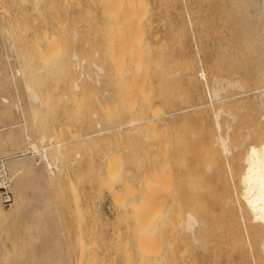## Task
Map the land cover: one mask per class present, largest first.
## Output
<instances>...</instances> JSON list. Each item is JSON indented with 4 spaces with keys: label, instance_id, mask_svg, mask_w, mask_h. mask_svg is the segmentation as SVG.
<instances>
[{
    "label": "rangeland",
    "instance_id": "374dc122",
    "mask_svg": "<svg viewBox=\"0 0 264 264\" xmlns=\"http://www.w3.org/2000/svg\"><path fill=\"white\" fill-rule=\"evenodd\" d=\"M231 1L120 0L117 24L99 0H0V159L13 193L10 204L0 202V264H77L81 234L86 245L94 241L86 257L123 264L125 242L136 264L130 204L153 185L162 193L153 190L151 198L162 196L168 206L154 217L151 240L144 238L154 249H146L150 264H264V229L240 194L245 151L264 137V0ZM233 19L242 22L238 35ZM123 69L139 86L133 96L113 74ZM192 196L211 208L197 241L169 208L171 198ZM219 196H228L232 211L220 208Z\"/></svg>",
    "mask_w": 264,
    "mask_h": 264
},
{
    "label": "bare ground",
    "instance_id": "6f19581e",
    "mask_svg": "<svg viewBox=\"0 0 264 264\" xmlns=\"http://www.w3.org/2000/svg\"><path fill=\"white\" fill-rule=\"evenodd\" d=\"M100 1V3H102V5H104V6H106V5H108L107 7H109V11H111V14H110V18L112 19L111 21H113V23L115 22V23H117L118 22V20H119V12H117V9L116 8H118V6L116 5V1H120V0H99ZM195 1V0H194ZM94 2V1H93ZM127 2V1H126ZM188 2V1H187ZM189 2H191V1H189ZM207 2H208V0H207ZM212 2V1H211ZM210 2V3H211ZM218 2V1H217ZM252 2V0H232L231 1V4H233V5H235V6H242V5H245V4H248V3H251ZM256 2V1H255ZM99 3V4H100ZM119 3V2H118ZM121 3V2H120ZM262 3H264V2H262ZM125 4V3H124ZM190 4H192V3H190ZM213 4V3H212ZM255 4V3H254ZM254 4H252V6L254 5ZM96 5V4H95ZM101 5V6H102ZM220 5V4H219ZM256 6H257V4H255ZM102 7L103 9L105 8V7ZM218 6V5H217ZM84 7H86V6H84ZM122 7V6H121ZM249 7H251V6H249ZM130 8V7H129ZM247 8V7H246ZM85 10H86V8H84ZM102 9V10H103ZM114 9H116V10H114ZM131 9V8H130ZM245 9V8H244ZM248 9H250V8H248ZM84 10V11H85ZM88 10V9H87ZM90 10V9H89ZM108 10V8L106 9V13H110V12H108L107 11ZM120 11V10H119ZM130 11V10H129ZM87 12H89V11H87ZM86 12V13H87ZM124 12V11H123ZM180 12H181V10H180ZM244 12V11H243ZM243 12H242V16H243ZM92 13V12H91ZM131 13V11L130 12H128V15ZM213 13V12H212ZM125 14H127V13H125ZM125 14H124V16H125ZM90 15V14H89ZM120 15H122V13L120 14ZM188 15V14H187ZM123 16V15H122ZM180 16V15H179ZM179 16H178V19H179ZM190 16V15H189ZM214 16V15H213ZM86 18H88V15H87V17ZM91 17L89 16V19H90ZM177 18V17H176ZM231 18H233L232 16H229V19H231ZM123 20H124V18H122ZM178 19H176L177 21H179V20H181V17H180V19L178 20ZM126 20V19H125ZM183 20V19H182ZM121 21V20H120ZM119 21V22H120ZM176 21V22H177ZM233 25L231 26V27H235V33L233 32V34H239L240 33V30H241V28H242V22L240 23V20L239 19H233ZM88 22V21H87ZM89 22H90V20H89ZM130 22H132V21H130ZM129 22V23H130ZM128 23V24H129ZM180 23V21L178 22V24ZM193 23V22H192ZM195 23V22H194ZM193 23V24H194ZM197 23V22H196ZM195 23V24H196ZM85 24H88V23H85ZM90 24V23H89ZM118 24V23H117ZM122 24V23H121ZM199 24V23H198ZM116 25V24H115ZM117 26V25H116ZM179 26H180V24H179ZM182 26V25H181ZM196 26H197V24H196ZM195 26V27H196ZM111 28V27H110ZM178 28V27H177ZM182 28V27H181ZM181 28L179 29V33H180V31H181ZM183 29V28H182ZM119 30V29H118ZM194 30V29H193ZM232 30V29H231ZM112 31H113V29H112ZM111 31V35H113V32ZM126 31V30H125ZM194 32V31H193ZM197 32V31H196ZM44 33V32H43ZM120 33H122V32H120ZM178 33V34H179ZM117 34V33H116ZM177 34V35H178ZM182 34V33H181ZM46 35H47V32H46ZM49 35V34H48ZM125 35V34H124ZM41 36H44V35H41ZM51 36V35H50ZM53 36V35H52ZM51 36V37H52ZM117 36V35H116ZM225 37V36H224ZM44 38V37H43ZM50 38V37H49ZM237 40V39H236ZM46 41H47V39H46ZM232 42V41H231ZM125 43V42H124ZM129 45V44H128ZM237 45V44H236ZM47 46V45H46ZM118 46H120L119 44H118ZM51 47H56V45L55 46H51ZM108 50V49H107ZM111 50H112V48H111ZM123 50H124V48H123ZM122 51V50H121ZM106 53H107V51H106ZM56 54V53H55ZM57 54H59V53H57ZM61 55V54H60ZM137 56H138V54H136ZM55 57V56H54ZM108 57H110V56H108ZM53 58V57H52ZM116 58V57H115ZM137 58V57H136ZM112 59V58H111ZM117 59V58H116ZM119 59V58H118ZM118 59H117V61H115V62H118ZM154 59H155V57H154ZM189 59V58H188ZM188 59H185L186 60V63L184 62V63H182V65H183V72H185L186 71V73H185V77H186V74L188 73V75H189V71L191 70L190 68H192L193 67V65H192V67H191V64H190V61L191 60H188ZM51 60V59H50ZM184 60V61H185ZM187 60H188V62H187ZM111 61V60H110ZM121 60H119V62H120ZM123 61V60H122ZM155 61V60H154ZM56 62V61H55ZM113 62H114V60H113ZM118 62V63H119ZM47 63H48V61H47ZM118 63H116V64H118ZM143 63V62H142ZM156 63V62H155ZM51 64V63H50ZM49 64V65H50ZM56 64V63H55ZM120 64V63H119ZM193 64V63H192ZM109 65V64H108ZM134 65H135V63H134ZM55 67V66H54ZM127 67V66H126ZM135 68V67H134ZM133 68V69H134ZM67 69V68H66ZM137 69V68H136ZM146 69V68H145ZM126 70V69H125ZM131 70V69H130ZM138 70V69H137ZM110 71H111V69H110ZM113 71H114V69H113ZM124 69L123 70H117V71H115L113 74H114V76H115V78H116V82H118V83H120V85H122L123 87H122V89H123V92L125 93L126 92V94L127 95H131L132 93L133 94H135V87L136 86H138L137 85V83H135V81L134 80H132V81H130V82H128V79L127 80H125V78H124V75L126 74H124ZM132 71V70H131ZM136 71V70H135ZM134 71V72H135ZM147 71V70H146ZM196 71V70H195ZM202 71H203V69H202ZM105 72H107V71H104V73ZM199 72V71H198ZM112 73V72H111ZM203 73V72H202ZM137 74V73H136ZM144 74V73H143ZM143 74H142V78H143ZM146 74V73H145ZM199 74V73H198ZM74 75V74H73ZM109 75V74H108ZM108 75H103L102 77H105V78H107V77H110V76H108ZM140 75V74H139ZM193 75V74H192ZM203 75V74H202ZM127 76V75H126ZM145 76V75H144ZM112 77V76H111ZM131 77V76H130ZM129 77V78H130ZM191 77V76H190ZM113 78V77H112ZM112 78L110 79H108L109 81H111L112 80ZM114 78V79H115ZM133 78V77H132ZM131 78V79H132ZM140 79V80H143L144 81V79ZM188 78V76L186 77V79ZM213 78H214V80H213V83L211 84L212 85V87H211V95L213 96V97H215V98H217L218 97V94H219V88H220V83H219V79L217 78V77H215L214 75H213ZM212 78V79H213ZM73 79V78H72ZM114 79H113V81H111V83L113 84V82H115L114 81ZM138 79H139V77H138ZM191 79H193V78H191ZM191 79H187V80H190L191 81ZM235 79V78H234ZM140 80H138L139 82H140ZM149 80V79H148ZM194 80V79H193ZM192 80V81H193ZM105 81V80H104ZM143 81H141V83H140V85L142 84V82ZM190 82V83H193V82ZM115 82V83H116ZM195 82L197 83V80H195ZM64 84V83H63ZM83 84V83H82ZM154 84V83H153ZM238 84V83H237ZM119 85V86H120ZM155 85V84H154ZM116 86H117V84H116ZM141 86H143V84L141 85ZM68 87V86H67ZM112 87V86H111ZM138 90H139V86L138 87H136ZM28 89H30V88H28ZM119 89H121V87H119ZM141 89V88H140ZM143 89V88H142ZM32 90V89H31ZM112 90V89H111ZM261 90H262V92H261V94L260 95H264V89H262L261 88ZM150 91V90H149ZM197 91V90H196ZM33 92V91H32ZM84 92V91H83ZM159 92V91H158ZM120 93V92H119ZM74 94V93H73ZM73 94H72V96H73ZM81 94V93H80ZM133 94H132V96H133ZM75 95V94H74ZM144 95V94H143ZM33 97H35L36 99H37V95L36 94H34L33 93V95H32ZM68 96H69V94H68ZM76 96V95H75ZM131 96V97H132ZM135 96V95H134ZM96 97V96H95ZM94 97V98H95ZM141 97H142V95H141ZM120 98V97H119ZM210 98V97H209ZM97 99V98H96ZM115 99V98H114ZM121 99V98H120ZM152 99V98H151ZM127 100H129V99H127ZM132 100H133V98H132ZM220 100V99H219ZM262 100H264V99H262ZM107 101V100H106ZM112 101H113V99H112ZM125 100H123V102H124ZM139 101H140V99H139ZM73 102V101H72ZM101 102V101H100ZM104 103H105V101H103ZM109 102V101H108ZM114 102V101H113ZM134 102V101H133ZM160 102V101H159ZM163 102V101H162ZM84 103V102H83ZM83 103L81 104V106L83 105ZM213 103V102H212ZM99 104V103H98ZM115 104V103H114ZM135 104V103H134ZM148 104V103H147ZM163 104V103H162ZM78 105H80V104H78ZM100 105L101 104H99V107H100ZM106 105V104H105ZM122 105V104H121ZM128 105V104H127ZM130 105H133V103L131 104V100H130ZM145 105V104H144ZM149 105V104H148ZM170 105V104H169ZM260 105H262V106H264V102H261V104ZM107 106V105H106ZM112 106V105H111ZM114 107H116L115 105H113ZM112 106V107H113ZM141 106H143L142 104H141ZM156 106V105H155ZM158 106V105H157ZM156 106V107H157ZM197 106V105H196ZM86 107V106H85ZM125 107V106H124ZM129 107V106H128ZM131 107V106H130ZM154 107V106H153ZM125 108H127V107H125ZM143 108V107H142ZM157 108H161V107H157ZM262 108H264V107H262ZM116 109V108H115ZM114 109V110H115ZM137 109V108H136ZM141 109V108H140ZM106 110V109H105ZM107 110H108V108H107ZM144 111V110H143ZM142 111V112H143ZM152 111H153V109H152ZM163 111V110H162ZM112 112H115V111H112ZM141 112V113H142ZM151 112V111H150ZM155 112H156V110H155ZM161 112V111H160ZM120 113V112H119ZM130 113V112H129ZM132 113V112H131ZM140 113V114H141ZM152 113V112H151ZM110 114V113H109ZM114 114V113H113ZM124 114H126V115H128V112H127V109H126V112L124 113ZM140 114H139V119H140ZM152 114H156V113H152ZM117 115V114H116ZM126 115L124 116L125 118H127L126 117ZM136 115V114H135ZM145 115V114H144ZM256 115V114H255ZM258 115V114H257ZM262 115H264V114H262ZM103 116V115H102ZM109 116V115H108ZM121 116V115H120ZM129 116V115H128ZM132 116V117H131ZM137 116V115H136ZM130 117L132 118V120H134V119H136L137 117H135V118H133V114L132 115H130ZM130 117H129V120L131 121V119H130ZM157 117V116H156ZM104 118H106V117H104ZM120 118V117H119ZM142 118V117H141ZM128 119V118H127ZM150 119V118H149ZM148 119V120H149ZM128 120V121H129ZM136 122V121H135ZM138 122V121H137ZM141 122V121H140ZM148 122V121H147ZM159 122V121H158ZM152 123H154V122H152ZM117 124V123H116ZM115 124V125H116ZM121 124V123H120ZM119 124V125H120ZM126 124V123H125ZM128 125L129 124H131V122L130 123H127ZM135 125H136V123H134ZM196 124V123H195ZM132 125V124H131ZM147 125V124H146ZM145 125V126H146ZM150 125V124H149ZM161 125V124H160ZM122 126H123V124H122ZM121 126V127H122ZM125 126V125H124ZM133 126V125H132ZM132 126H130V127H132ZM137 126V125H136ZM144 126V125H143ZM143 126H141V127H143ZM144 126V127H145ZM151 126H152V124H151ZM162 126V125H161ZM128 127V126H127ZM138 127V126H137ZM143 127V128H144ZM115 129H116V126L114 127ZM147 128V127H146ZM151 129V128H150ZM166 129V128H165ZM105 130V129H104ZM109 130V129H108ZM134 130V129H133ZM255 131V133L256 132H258V131H256V130H254ZM120 132V131H119ZM163 132H165V131H163ZM150 133V132H149ZM157 133V132H156ZM177 133V132H176ZM154 134V133H153ZM156 135V134H155ZM175 135V134H174ZM182 135V134H181ZM262 135V134H261ZM260 135V136H261ZM159 137V136H158ZM43 138V137H42ZM53 138V137H52ZM200 138V137H199ZM261 138V137H260ZM78 139V138H77ZM160 139V138H159ZM114 140V139H113ZM136 140V139H135ZM158 141V140H157ZM161 141V140H160ZM128 143V142H127ZM145 143V142H144ZM167 143V142H166ZM220 143H221V145H222V147H223V150H225L226 149V144H225V141H224V138L223 137H221L220 138ZM160 144V143H159ZM158 144V145H159ZM162 144V143H161ZM49 145V144H48ZM53 144H51V146H52ZM148 145H150V144H148ZM163 145H165V143H163ZM166 145H168V144H166ZM29 146L32 148V151L34 150H38V147L36 146V144L34 143V142H30L29 143ZM28 146V147H29ZM46 146V145H45ZM50 146V145H49ZM150 147V146H149ZM151 147H152V145H151ZM166 147V146H165ZM42 149H45L46 147H41ZM47 148H48V146H47ZM132 148V147H131ZM248 149H246V151H245V154H244V156H243V161H244V163H245V165H244V167H243V172L241 173V185H242V187H241V192H240V194H241V196H242V198H243V201H244V204H245V206L247 207V209H248V211H249V213H250V216H251V219L253 220V221H255L256 223H257V227L260 229V230H262V229H264V137H262L261 139H260V141H259V143L258 144H250L249 145V147H247ZM86 150V149H85ZM163 150H165V149H163ZM226 151V150H225ZM90 152V151H89ZM172 152V151H171ZM114 154V153H113ZM162 155H163V152L161 153ZM8 156V155H7ZM7 156H5L6 158H7ZM10 156V155H9ZM112 156V155H111ZM108 157V159H111V158H109V156H107ZM156 157V156H155ZM120 158V157H119ZM130 158V157H129ZM153 158V157H152ZM94 159V158H93ZM5 160V158L3 159V157H2V161L5 163L6 162V160ZM112 160V159H111ZM113 160H115V159H113ZM119 161H121L120 159H118ZM149 160V159H148ZM174 160V159H173ZM104 161V160H103ZM108 161V160H107ZM139 161V160H138ZM111 162H112V164H114V161H110V165H111ZM119 164H120V162H118ZM144 163V162H143ZM175 163V162H174ZM48 164V163H47ZM107 164H108V162H107ZM117 164V163H116ZM116 164H115V166H116ZM159 164V163H158ZM169 165H170V163H168ZM5 165L7 166V164L5 163ZM149 165V164H148ZM152 165V164H151ZM49 165H47V167H48ZM108 166H109V164H108ZM112 166V165H111ZM177 166V165H176ZM50 167V166H49ZM103 167V166H102ZM153 167V166H152ZM151 167V168H152ZM171 167V166H170ZM107 168V167H106ZM117 168V167H116ZM160 168V167H159ZM107 169H109V168H107ZM124 169V168H123ZM111 170V169H110ZM110 170H108V171H110ZM127 171V170H126ZM147 171V170H146ZM154 171V170H153ZM170 171V170H169ZM142 172V171H141ZM140 172V173H141ZM172 172V171H171ZM112 173V172H111ZM144 173H146V172H144ZM168 173V172H167ZM122 174V173H121ZM163 174H165V173H163ZM170 174V173H169ZM111 175V174H110ZM143 175H145V174H143ZM156 175H158L159 176V172L156 174ZM161 175V174H160ZM166 175V174H165ZM176 175V174H175ZM98 176H99V174H98ZM98 176H97V179H98ZM102 176V175H101ZM107 176V175H106ZM154 176V175H153ZM163 176V175H162ZM167 176H170V175H166V176H163V177H165V178H163V181L162 182H170V181H168V178L166 179V177ZM10 177H11V175H10ZM103 177V176H102ZM99 178H101V177H99ZM103 178H105V176L103 177ZM102 178V179H103ZM146 179H148L147 177H145ZM112 179V178H111ZM146 179H145V181H146ZM154 179V178H153ZM113 180V179H112ZM167 180V181H166ZM97 181V180H96ZM99 181V180H98ZM97 181V182H98ZM101 181V180H100ZM104 181V180H103ZM103 181H101V182H103ZM114 181V180H113ZM117 181V180H116ZM119 181V180H118ZM145 181H143L142 180V185L143 184H145ZM147 181H149V180H147ZM146 181V183H148ZM161 181V180H160ZM177 181V180H176ZM201 181V180H200ZM106 182V181H105ZM105 182H104V184H105ZM138 182V181H137ZM118 183V182H117ZM126 183V182H125ZM98 184H100L99 182H98ZM149 184V183H148ZM152 184H154V183H152ZM160 184V183H159ZM166 184H168V183H166ZM106 185V184H105ZM163 185H165V184H163ZM108 186V185H107ZM114 186V185H113ZM127 186V185H126ZM131 185L129 184V187H130ZM147 184H146V188H147ZM157 186V185H156ZM155 186V187H156ZM134 187V186H133ZM143 187H144V185H143ZM150 187V186H149ZM155 187H154V185H153V190H156V191H158L160 188L159 187H157L156 189H155ZM96 188V187H95ZM100 188V187H99ZM118 188V187H117ZM128 188V187H127ZM131 188V187H130ZM145 188V189H146ZM152 188H148V189H152ZM182 188V187H181ZM116 190V189H115ZM118 190V189H117ZM153 190H149V191H147V192H151V191H153ZM190 190V189H189ZM198 190V189H197ZM186 191V190H185ZM207 191V190H206ZM141 192H143V191H141ZM153 192H155V191H153ZM158 192H160V190L158 191ZM184 192V191H183ZM198 192V191H197ZM200 192V191H199ZM119 193V192H118ZM146 194L145 195V197H144V199L143 200H141V198H139L140 200L136 203V202H131V209H132V213H133V220L135 221V226H133V228L135 227V231L132 229V231L135 233L134 234V236H133V233H131L132 234V236L134 237V238H132V236H131V238L132 239H134L135 240V238H136V245H137V247H135V248H137L136 249V253H137V255L139 256V258H138V261L136 262V264H150L151 262L149 261V259L151 258H148L149 256H148V254L146 253V249H147V251H149V252H151V251H153V250H151L150 251V248H149V246H146L145 247V245L143 246V244H146L145 242L146 241H148L147 240V234H149L150 232H149V230L152 228L151 227V225L153 224V219H154V217H156L157 216V214H159L160 215V213H165V209H166V207L168 206L167 204H168V201L166 200V199H162V196H160L161 198L160 199H158V200H156V199H152L151 198V196H150V194ZM156 193V192H155ZM160 193H162V192H160ZM102 194V193H101ZM152 194V193H151ZM198 194V193H197ZM212 194H214V193H212ZM113 195V194H112ZM121 195H122V193H121ZM162 195V194H161ZM166 195H168L167 193H166ZM172 195V194H171ZM225 195V194H224ZM116 196V195H115ZM137 196V195H136ZM159 196V194L157 195V197ZM195 196V195H194ZM207 196V195H206ZM117 197V196H116ZM124 197V196H123ZM156 197V198H157ZM193 197V196H192ZM199 197H201V198H203L202 197V195H200ZM228 197V196H227ZM227 197L226 196H219L218 197V199H217V202L220 204V208H223V210L224 211H232L233 210V207L231 206V204H230V201L227 199ZM205 198V197H204ZM203 198V199H204ZM121 199V198H120ZM115 200V199H114ZM214 202V201H213ZM124 201H123V203H121L122 204V207H123V205H124ZM126 203H127V205H129L128 203H129V200L128 201H126ZM126 203H125V206H126ZM184 204H186V205H184ZM216 204V203H215ZM129 205V206H130ZM188 205V209L186 210V206ZM93 206H94V204H93ZM121 207V206H120ZM184 207V208H183ZM169 208H171V211H172V213L171 214H173L174 215V219H176L178 222H179V227H181L182 226V224H183V227H182V229H185L186 231H187V237L189 238V239H194L195 241H197L199 238H197V236L199 235V237H202L201 235H200V233L205 229V227L204 226H206L205 225V221H204V217L211 211L209 208H208V206H207V204L205 203V201L204 200H200V199H198V198H195V197H193V198H189L188 200H186L185 202H183V200H182V198L180 197V198H176V197H174L173 199L171 198V201H170V203H169ZM182 208H183V210H182ZM123 209H124V207H123ZM127 209V208H126ZM130 209V210H131ZM122 210V209H121ZM185 210V211H184ZM94 211V210H93ZM163 211V212H162ZM170 211V212H171ZM184 212V214H185V216H183V213ZM215 212V211H214ZM234 212V211H233ZM161 214V215H162ZM165 214H167V213H165ZM131 216V217H132ZM94 217V216H93ZM158 217V216H157ZM123 218V217H122ZM83 219V218H82ZM173 219V218H172ZM156 220V219H155ZM158 220H160V219H158ZM176 220H172V221H176ZM232 220V219H231ZM84 221H86V220H84ZM252 221V222H253ZM174 222H171V224L172 225H176V224H178V223H174ZM182 223V224H181ZM132 224V223H131ZM157 224V223H156ZM230 224V223H229ZM233 224V223H232ZM181 225V226H180ZM155 226V225H154ZM157 226V225H156ZM230 226V225H229ZM173 227V226H172ZM204 227V229H202V231H200L201 230V228H203ZM232 227V226H231ZM112 228V227H111ZM128 228V227H127ZM132 228V227H131ZM217 228V227H216ZM229 228V227H228ZM173 229V228H172ZM119 230V229H118ZM152 230V229H151ZM198 230H199V232H198ZM223 230V229H222ZM111 231V230H110ZM123 231V230H122ZM131 231V232H132ZM158 231V230H157ZM100 232V231H99ZM118 232V231H117ZM152 232V231H151ZM161 232V231H160ZM181 232V231H180ZM137 233V234H136ZM196 233H198V234H196ZM159 235V234H158ZM157 235V236H158ZM149 236H151L150 234H149ZM149 236H148V239H149ZM146 237V241L144 242V238ZM191 237V238H190ZM80 238H82V234H81V236H80ZM80 238H79V236H78V239H79V241H81V242H79L78 243V245L80 246V251H79V255H78V263L77 264H99V262H98V260H97V262L95 261V256L93 255V253H90L89 252V255L86 257V255L84 254V250L86 249L87 250V248L88 249H92V245H94V241H91L92 243H88L87 245H86V243H84L83 242V239H81L80 240ZM91 238V237H90ZM150 238H153V236L152 237H150ZM154 239V238H153ZM159 239H160V237H159ZM125 240V239H124ZM149 240H151V239H149ZM155 240V239H154ZM153 240V241H154ZM156 240H158V237H157V239ZM200 240V239H199ZM89 241V242H90ZM127 241V240H126ZM134 241V242H135ZM153 241H151V242H153ZM159 242H161V240H158ZM190 241V240H189ZM260 241H261V245H262V248H264V235H262V237L260 238ZM159 242H157L158 243V245H159ZM189 243V242H188ZM122 244L124 245H126V243L125 242H122ZM134 244V243H133ZM147 244L149 245V243L147 242ZM171 244H172V242H171ZM186 244V243H185ZM123 246V248H122V252L124 253V256H125V259H124V263L123 264H129V262H130V260H131V253L133 252H131L130 253V248L128 249V245H126V246ZM163 245H165V244H163ZM170 245V244H169ZM96 246V245H95ZM134 246V245H133ZM87 247V248H86ZM171 247H172V245H171ZM99 248V247H98ZM158 248V250H159V248H161L160 247V245L157 247ZM144 249H145V251H144ZM187 250V249H186ZM95 251V250H94ZM93 251V252H94ZM102 251V250H101ZM110 251V250H109ZM174 252H172V255H175V253L177 252H175V249L173 250ZM183 251H184V249H183ZM181 252V251H180ZM159 252H157V254H158ZM150 255H155V254H150ZM160 255H162V254H160ZM148 256V257H147ZM176 256V255H175ZM96 257H97V255H96ZM145 258V261L146 260H148V262H146L145 263V261H144V263H143V259ZM146 258H148V259H146ZM153 258V257H152ZM97 259V258H96ZM173 259H175V258H173ZM151 260V259H150ZM178 260V259H177ZM174 261V260H173ZM75 262V261H74ZM123 262V261H122ZM132 262V261H131ZM157 262V261H156ZM101 263V262H100ZM173 263V262H172ZM110 264V263H109ZM156 264V263H155ZM163 264H165V263H163ZM176 264H177V262H176Z\"/></svg>",
    "mask_w": 264,
    "mask_h": 264
},
{
    "label": "built area",
    "instance_id": "2783aa9c",
    "mask_svg": "<svg viewBox=\"0 0 264 264\" xmlns=\"http://www.w3.org/2000/svg\"><path fill=\"white\" fill-rule=\"evenodd\" d=\"M12 181L5 163L0 159V202L4 205L13 200Z\"/></svg>",
    "mask_w": 264,
    "mask_h": 264
}]
</instances>
